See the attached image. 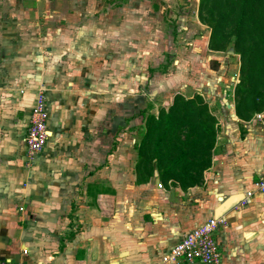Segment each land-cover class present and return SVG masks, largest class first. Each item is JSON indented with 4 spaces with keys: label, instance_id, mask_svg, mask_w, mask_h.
<instances>
[{
    "label": "crops",
    "instance_id": "1",
    "mask_svg": "<svg viewBox=\"0 0 264 264\" xmlns=\"http://www.w3.org/2000/svg\"><path fill=\"white\" fill-rule=\"evenodd\" d=\"M35 6L0 0V264H172L170 249L215 217L222 197L245 194L264 176V120L255 118L264 110L242 120L232 94L229 110L209 102L219 132L201 185L184 189L157 169L139 180L136 166L101 165L99 88L82 80L97 74L96 62L76 54L73 38L37 42ZM41 91L51 133L31 158L25 138ZM221 218L223 264H264V193Z\"/></svg>",
    "mask_w": 264,
    "mask_h": 264
},
{
    "label": "rangeland",
    "instance_id": "2",
    "mask_svg": "<svg viewBox=\"0 0 264 264\" xmlns=\"http://www.w3.org/2000/svg\"><path fill=\"white\" fill-rule=\"evenodd\" d=\"M199 2L20 0L21 7L36 5L37 42L48 46L53 39L73 38L80 43L76 54L96 62L97 74L82 80L99 88L95 103L100 110L101 154L106 155L99 158L104 160L101 165L126 163L132 171L138 162L136 143L145 125L141 111L158 114L162 107L169 108L176 93H202L216 109L230 100V94L234 99L240 56L232 48L210 49L211 29L199 18ZM224 108L229 110L227 104ZM107 110L110 119L104 117ZM112 153L115 157L108 159Z\"/></svg>",
    "mask_w": 264,
    "mask_h": 264
},
{
    "label": "trees",
    "instance_id": "3",
    "mask_svg": "<svg viewBox=\"0 0 264 264\" xmlns=\"http://www.w3.org/2000/svg\"><path fill=\"white\" fill-rule=\"evenodd\" d=\"M199 18L211 29L212 51L232 48L240 56L235 110L240 119L250 120L264 110V0H200ZM141 116L145 125L135 147L139 180L157 169L161 179L184 189L201 185L219 132L218 118L203 94L176 93L169 108L158 114L143 110Z\"/></svg>",
    "mask_w": 264,
    "mask_h": 264
},
{
    "label": "built area",
    "instance_id": "4",
    "mask_svg": "<svg viewBox=\"0 0 264 264\" xmlns=\"http://www.w3.org/2000/svg\"><path fill=\"white\" fill-rule=\"evenodd\" d=\"M226 102H228L227 99L225 105ZM49 118L47 99L44 91H41L32 110L25 138L28 154L31 158L40 153L48 141L51 133ZM255 118L264 120V112L256 114ZM158 186L163 188L162 183H159ZM257 191L264 193V176L254 184L253 189L245 193L241 203H248ZM225 223L223 218L210 217L203 224L190 230L170 249L167 261L172 264L183 262L189 264L196 262L201 264H223V252L215 233L219 224ZM25 252L27 251L25 250ZM2 264L16 263L12 259H7Z\"/></svg>",
    "mask_w": 264,
    "mask_h": 264
},
{
    "label": "water",
    "instance_id": "5",
    "mask_svg": "<svg viewBox=\"0 0 264 264\" xmlns=\"http://www.w3.org/2000/svg\"><path fill=\"white\" fill-rule=\"evenodd\" d=\"M234 53V51H229V54ZM228 108H232L233 105H231L229 102H226ZM156 175H158V172H156ZM245 194L244 193H238L229 196L227 199H223L222 197V202L221 204L216 208L215 210V217L216 218H221L226 214L229 210L232 208L236 207L239 203L242 202L244 199Z\"/></svg>",
    "mask_w": 264,
    "mask_h": 264
}]
</instances>
